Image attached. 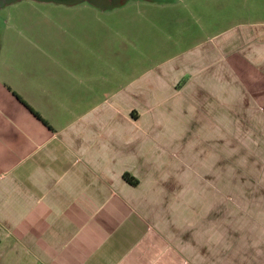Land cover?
Returning <instances> with one entry per match:
<instances>
[{
	"label": "crops",
	"instance_id": "crops-1",
	"mask_svg": "<svg viewBox=\"0 0 264 264\" xmlns=\"http://www.w3.org/2000/svg\"><path fill=\"white\" fill-rule=\"evenodd\" d=\"M79 15L0 35V264H264V19L99 49Z\"/></svg>",
	"mask_w": 264,
	"mask_h": 264
},
{
	"label": "rangeland",
	"instance_id": "rangeland-1",
	"mask_svg": "<svg viewBox=\"0 0 264 264\" xmlns=\"http://www.w3.org/2000/svg\"><path fill=\"white\" fill-rule=\"evenodd\" d=\"M17 2L14 7L11 6L9 9L0 10V35L9 28L6 23L11 15L27 16L23 18L27 19V23L22 22V27H28V15L33 16V19H38L40 15H49L52 21L46 22V24H56L58 26H61V24L57 20L63 17L61 20L63 27L60 29L73 30L75 28L73 26L75 23L73 20L74 16L75 20L79 22L81 18L79 14H86L88 16V28H93L92 31L97 36L95 45L96 47L99 46V49L103 43V36L100 34L101 25L110 24V22H112V29L117 28L124 32L126 30L129 31L130 43L133 41L132 37H137L141 31L142 33L144 31L146 41L153 36V43H159L165 39V35L177 34V30L180 28L179 23H183L179 19L176 20L177 16L186 18L189 25H191V28L188 27L192 31L187 34L190 39L197 32L200 33V26L196 23L197 18L204 26L201 34L205 37L214 33L217 34L235 23H250L264 19V0H46L43 2L41 0H18ZM165 5L172 6L160 8V6L163 7ZM96 17L100 20L98 27L96 22H94ZM42 18L38 19V21L35 20L34 23H40ZM28 29L30 28L28 27ZM233 119L230 117V121H228L227 117H225L224 121L227 122L226 125L228 123L232 125ZM225 128L230 131L232 126H225ZM233 135L236 134L231 131L224 133L226 137L225 158L228 159L233 158ZM211 136H215V134H211ZM236 139H238L236 143L244 140L242 144H247L249 134L247 131H242ZM203 148L204 146L199 143L198 147H194L192 151H188L186 154H184L183 149H181L182 154L176 150L177 155L173 154L174 157L183 156L185 157V162L187 161L186 164L185 162L178 164L177 171L184 173L185 170H190L193 166L191 161L193 159L194 162L197 161L195 159L196 154ZM171 151L174 153V150H169V152ZM236 151L237 148L235 149ZM241 151L246 156L248 155V149H241ZM219 152H221V149H219Z\"/></svg>",
	"mask_w": 264,
	"mask_h": 264
},
{
	"label": "flooded vegetation",
	"instance_id": "flooded-vegetation-1",
	"mask_svg": "<svg viewBox=\"0 0 264 264\" xmlns=\"http://www.w3.org/2000/svg\"><path fill=\"white\" fill-rule=\"evenodd\" d=\"M18 0H0V10L9 9L11 6L15 5Z\"/></svg>",
	"mask_w": 264,
	"mask_h": 264
},
{
	"label": "trees",
	"instance_id": "trees-1",
	"mask_svg": "<svg viewBox=\"0 0 264 264\" xmlns=\"http://www.w3.org/2000/svg\"><path fill=\"white\" fill-rule=\"evenodd\" d=\"M124 177H125V179H126L127 181H129V182L132 183V184H136V183H137V181L134 180V178L131 177L129 174H125Z\"/></svg>",
	"mask_w": 264,
	"mask_h": 264
}]
</instances>
